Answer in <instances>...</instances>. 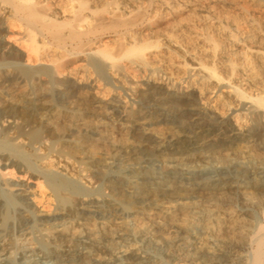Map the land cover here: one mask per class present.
<instances>
[{
    "label": "bare ground",
    "instance_id": "6f19581e",
    "mask_svg": "<svg viewBox=\"0 0 264 264\" xmlns=\"http://www.w3.org/2000/svg\"><path fill=\"white\" fill-rule=\"evenodd\" d=\"M0 264H264V0H0Z\"/></svg>",
    "mask_w": 264,
    "mask_h": 264
},
{
    "label": "rangeland",
    "instance_id": "374dc122",
    "mask_svg": "<svg viewBox=\"0 0 264 264\" xmlns=\"http://www.w3.org/2000/svg\"><path fill=\"white\" fill-rule=\"evenodd\" d=\"M204 173H206V171H205ZM204 173H203V174H204ZM205 176H209V174H205ZM97 217H99V216L96 215L94 218H97Z\"/></svg>",
    "mask_w": 264,
    "mask_h": 264
}]
</instances>
